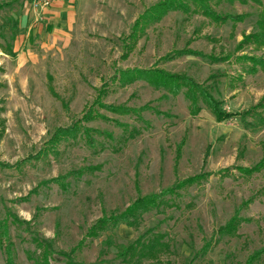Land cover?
Wrapping results in <instances>:
<instances>
[{
  "label": "rangeland",
  "instance_id": "374dc122",
  "mask_svg": "<svg viewBox=\"0 0 264 264\" xmlns=\"http://www.w3.org/2000/svg\"><path fill=\"white\" fill-rule=\"evenodd\" d=\"M162 1L96 0L71 41L57 36L42 49L27 34L44 22L30 0H0V163L10 166H0V264L9 244L15 264H34L36 237L59 252L76 249L85 264H264V62L251 71L264 45L238 48L259 31L264 0L209 2L219 15H245L237 22L206 17L189 1L131 38L138 17ZM149 70L193 78L231 117L219 121L203 103L192 114L185 90L157 89ZM246 112H254L248 123ZM76 123V137L55 139ZM197 176L136 227L88 236L99 219ZM234 217L238 228L221 232ZM159 234L168 247L158 259L119 255ZM57 258L52 264H65Z\"/></svg>",
  "mask_w": 264,
  "mask_h": 264
},
{
  "label": "trees",
  "instance_id": "16d2710c",
  "mask_svg": "<svg viewBox=\"0 0 264 264\" xmlns=\"http://www.w3.org/2000/svg\"><path fill=\"white\" fill-rule=\"evenodd\" d=\"M192 1L196 2V6L200 8L201 12L206 16L213 18L214 20L218 21H224L231 19L232 21H240L244 19L245 15H232L228 14L225 16L219 15L218 13L211 10L209 7V2L211 0H163L162 2L158 3L157 5L152 6L151 8L147 9L144 14L138 17L136 20L134 26H133V33L131 34V38H134L135 40L139 37L138 32L145 31L146 26L158 22L161 18L165 17L168 13L174 10H179L184 6L187 2ZM221 1V0H219ZM226 2H236L239 1L243 4H246L248 2H256V4H261V0H222ZM187 7V6H185ZM198 10V11H199ZM189 11V10H187ZM259 31L254 32L252 34L244 36L243 40L238 45V48L243 47L247 41L250 42V44H254L257 47H262L264 45V16L260 18L258 21ZM2 34H0V37ZM7 53L10 55H14L13 48L11 46H8ZM183 54L189 53V52H182ZM193 55H199L200 53L197 52H191ZM189 53V54H190ZM216 60H219L220 58L214 57ZM213 58V59H214ZM252 61V72H255L258 68L257 65H261L264 62V59L262 58H251ZM147 72V71H146ZM129 73V72H125ZM138 73V72H137ZM139 74H143V72H139ZM139 77V76H138ZM148 81L155 86L157 89H165L169 93L173 95H178L181 90H185L184 94L189 101V109L192 114L196 115L200 112L201 106L200 103H203L209 107L213 114L216 116L217 120L222 121L223 119L230 118L232 114L223 112L221 109H219V103L215 100L214 96L211 94V92L204 86L199 84L196 80H194L191 77L180 75V74H171L164 72L162 70H149L148 71ZM121 79V77H120ZM109 109L118 112L117 109H113L112 106H107ZM4 111V108L0 107V119L1 115ZM127 111H134L132 108H128ZM254 112H246L245 115L242 117V121L244 123L246 122V117L249 115H252ZM88 115V113H87ZM83 120H88V116L86 118H83ZM260 123H264L263 118L260 117ZM253 125H255L253 123ZM79 131V124L76 123L73 125V127L65 128L60 130L59 134L55 136V139H59L61 136L64 137L66 135H71L73 137H76L77 132ZM0 166L3 167H10L7 164L0 163ZM260 167L257 169L264 167V159L259 164ZM201 176L197 177H191L189 179H186L184 181L179 182L174 187L169 188L166 192L163 194H153L150 196H145L143 198L138 199L136 202L131 204L124 212L118 214L117 216L112 217H103L99 219L93 227L90 229V232L88 236L90 237H98L100 233L103 231L109 229L110 227L117 228L121 224H126L129 227H136L138 225V219L141 216L142 213H145L149 211L153 207H158L165 201L164 197L165 195H174L179 192V190L183 189L187 185H192L196 183L199 179H201ZM61 181V178H53L50 180V182H59ZM16 217V216H15ZM17 219V218H16ZM241 220L238 219V217H234L227 226L222 227L220 229L221 232H234L239 225V222ZM4 235H8L7 226L4 228ZM2 237H0V246H3V241L1 240ZM146 236L139 237L135 242H132L129 246L125 247L121 252H119V255L122 259L125 261H134V260H141V259H158L160 256V253L163 251L164 248L168 247L167 243L162 242L163 236L159 234L158 236H149L147 239H145ZM35 243L37 245V249L40 250L39 254L34 257V264H52V261L58 260L57 257H59V254L64 256L65 264H85L82 261H79L75 258L74 254L76 253V249H73L70 253L65 252H59L54 247L53 240L50 239H38L35 238ZM6 246V254H7V262L8 264H15V259L13 256V251L11 250L10 244L5 245ZM209 244H206L203 248V252H206L208 249ZM255 257V256H253ZM253 259L251 258V261L249 264L253 263Z\"/></svg>",
  "mask_w": 264,
  "mask_h": 264
},
{
  "label": "crops",
  "instance_id": "0c3cea01",
  "mask_svg": "<svg viewBox=\"0 0 264 264\" xmlns=\"http://www.w3.org/2000/svg\"><path fill=\"white\" fill-rule=\"evenodd\" d=\"M96 0H67L65 3L54 5L46 14V19L41 25H37L33 29V25H30L28 35L32 34L35 37L39 36L37 41L38 47L42 49H49L51 46L54 48V45H57V36H60V40L64 38L71 41L75 30L79 24L85 26L86 18H93L91 14L93 7L90 5L93 4ZM31 16L28 15L30 20ZM35 26V25H34ZM33 29V30H32ZM59 40V41H60ZM54 45H53V44ZM33 47V46H32ZM37 44L35 45V48ZM31 60H34L31 58ZM34 62V61H33Z\"/></svg>",
  "mask_w": 264,
  "mask_h": 264
},
{
  "label": "built area",
  "instance_id": "2783aa9c",
  "mask_svg": "<svg viewBox=\"0 0 264 264\" xmlns=\"http://www.w3.org/2000/svg\"><path fill=\"white\" fill-rule=\"evenodd\" d=\"M67 0H30V9L36 16V21L42 22L46 19L47 12L56 4L65 3Z\"/></svg>",
  "mask_w": 264,
  "mask_h": 264
}]
</instances>
